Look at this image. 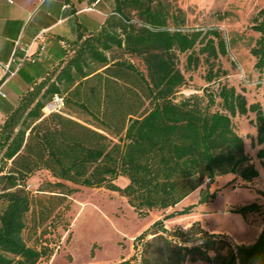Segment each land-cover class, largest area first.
<instances>
[{
	"label": "trees",
	"instance_id": "16d2710c",
	"mask_svg": "<svg viewBox=\"0 0 264 264\" xmlns=\"http://www.w3.org/2000/svg\"><path fill=\"white\" fill-rule=\"evenodd\" d=\"M112 1L98 28L78 26L73 39L57 36L51 68L36 62L20 68L27 86L14 104L0 96L7 105L0 123V264H39L49 257L46 241L30 245L23 232L47 233L45 223L77 190L69 184L116 191L140 216L199 191L196 204L164 214L135 237L138 261L107 264H264V223L249 244H233L199 221L187 228L164 225L211 201L219 176L232 175L230 183L259 177L232 121L236 114L254 113L253 144L264 169L260 103L248 104L243 93L220 80L216 91L206 86L176 98L186 82L179 55H186L188 69L203 56L205 80L211 82L227 73L218 62L227 53L225 38L215 28L186 27L184 13L167 0ZM251 29L258 33L250 47L254 68L264 73V7ZM54 96L62 105L45 112ZM41 170L53 180L38 189L43 195H32L28 179ZM119 176L128 179L125 186L115 182ZM259 209L253 201L231 212L245 219Z\"/></svg>",
	"mask_w": 264,
	"mask_h": 264
},
{
	"label": "rangeland",
	"instance_id": "374dc122",
	"mask_svg": "<svg viewBox=\"0 0 264 264\" xmlns=\"http://www.w3.org/2000/svg\"><path fill=\"white\" fill-rule=\"evenodd\" d=\"M167 1L173 8L184 13L186 27L215 28L220 31L228 45L227 53L220 55L218 59L220 66L227 73L211 82L205 80L207 65L202 59L203 56L196 68L188 69L186 55H179L178 66L184 73L186 82L179 88L176 98L202 93L200 88L206 86L216 91L220 80L243 93L248 104L258 102L264 107V73H259L254 68L255 57L250 53V47L258 37L251 25L257 11L264 7V0ZM134 60L140 63L137 59ZM55 62L51 60L47 67L51 68ZM217 108L218 105L213 106V109ZM44 111L46 112V109ZM231 118L244 140L245 150L260 171L259 177L247 183L239 179L228 182L232 175L217 180L211 189L217 188L218 191L211 201L195 205L188 214L166 219V228H187L192 222L199 221L201 226L204 225V229L224 234L233 244L252 243L258 235L264 223V169L256 158L258 146L253 144L256 129L251 120L254 113L249 111L245 115L236 114ZM52 180L44 170L35 172L28 179L31 194L43 195L38 189L46 188L45 182ZM115 182L119 186H125L128 179L119 176ZM69 185L77 187V190L69 194L60 208H57L59 210L55 218L45 223L47 233L40 237L41 228L36 232H23L24 239L30 245L38 240L49 244L51 254L47 258L43 257L39 264H107L128 258L138 261L139 255L133 247L135 237L152 222L163 217L165 210L153 209L140 216L127 202L126 197L116 191L104 187ZM198 198V190L190 193L186 196V206L196 204ZM253 201L260 204V209L248 213L245 219L240 214L231 212L234 207ZM183 207L185 206L179 204L166 211L170 213ZM30 219L28 215V227ZM187 264L208 263L197 261Z\"/></svg>",
	"mask_w": 264,
	"mask_h": 264
},
{
	"label": "crops",
	"instance_id": "0c3cea01",
	"mask_svg": "<svg viewBox=\"0 0 264 264\" xmlns=\"http://www.w3.org/2000/svg\"><path fill=\"white\" fill-rule=\"evenodd\" d=\"M112 5V0H0V62H6L12 56L23 58L25 50H29L36 57V63L32 65L47 66L56 59L57 36L73 39L78 26L87 30L98 28ZM59 42L63 43V40ZM28 63L30 61L25 60L20 68L28 66ZM0 86L6 101L14 104L19 90L24 89L27 83L18 71L7 82L0 80ZM6 108L0 97V123ZM226 176L230 174L219 176L217 180ZM185 201L186 197L174 207L179 204L186 206ZM166 210L168 208L165 209L167 213Z\"/></svg>",
	"mask_w": 264,
	"mask_h": 264
},
{
	"label": "built area",
	"instance_id": "2783aa9c",
	"mask_svg": "<svg viewBox=\"0 0 264 264\" xmlns=\"http://www.w3.org/2000/svg\"><path fill=\"white\" fill-rule=\"evenodd\" d=\"M25 60L34 62L36 60V57L29 53V50H25V55L23 58H17L15 56H12L8 61L0 62V80L5 83L8 80L12 79L14 76H16ZM0 96L5 97V93L2 90L1 86ZM61 105L62 99L58 96H54L53 100L49 102L44 109H46V112H50L59 108Z\"/></svg>",
	"mask_w": 264,
	"mask_h": 264
}]
</instances>
